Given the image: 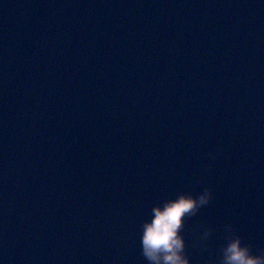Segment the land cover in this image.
<instances>
[{"label": "water", "instance_id": "water-1", "mask_svg": "<svg viewBox=\"0 0 264 264\" xmlns=\"http://www.w3.org/2000/svg\"><path fill=\"white\" fill-rule=\"evenodd\" d=\"M205 187L189 264L264 252V0H0V264H148Z\"/></svg>", "mask_w": 264, "mask_h": 264}, {"label": "clouds", "instance_id": "clouds-1", "mask_svg": "<svg viewBox=\"0 0 264 264\" xmlns=\"http://www.w3.org/2000/svg\"><path fill=\"white\" fill-rule=\"evenodd\" d=\"M211 199L205 187L197 195L179 192L151 208L150 219L140 225V250L148 264H189L181 234L184 218L192 216ZM230 231V226H225ZM221 264H264V252L253 254L241 238L232 235L221 248Z\"/></svg>", "mask_w": 264, "mask_h": 264}]
</instances>
